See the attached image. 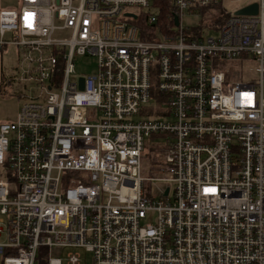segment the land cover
I'll use <instances>...</instances> for the list:
<instances>
[{
	"label": "built area",
	"instance_id": "1",
	"mask_svg": "<svg viewBox=\"0 0 264 264\" xmlns=\"http://www.w3.org/2000/svg\"><path fill=\"white\" fill-rule=\"evenodd\" d=\"M159 1L0 11V54L20 58L3 84L27 92L0 123V264H37L40 248L47 264H64L54 248L66 264L78 250L93 264H264V0L207 41L183 18L219 0H170L166 18ZM84 57L97 70L81 76ZM152 102L168 114L133 119ZM153 136L157 179L142 175Z\"/></svg>",
	"mask_w": 264,
	"mask_h": 264
},
{
	"label": "rangeland",
	"instance_id": "2",
	"mask_svg": "<svg viewBox=\"0 0 264 264\" xmlns=\"http://www.w3.org/2000/svg\"><path fill=\"white\" fill-rule=\"evenodd\" d=\"M220 4L206 10L198 11L197 15H191L186 12L183 18V27L186 31H193L196 28L203 27V39H217L220 37L221 30L218 28L217 23L224 17V14L234 13L235 11L244 8L251 4H258L260 0H219ZM20 0H0V11L14 10L19 8ZM19 52L15 47L6 48L0 54V123H15L17 121L20 110L24 104L21 96L27 93L21 86L12 83L5 86L3 81L12 78L17 68L19 67ZM251 68V67H250ZM97 61L93 58H78L76 60V71L79 75H87L96 72ZM255 69L253 68V72ZM249 72L247 79L257 80V76ZM169 108L161 107L152 102L143 107L140 115L135 116L133 119L136 121H144L153 118H163L168 114ZM160 141V142H158ZM165 142L159 140L157 136H153L146 141L145 154L142 175L145 178H162L161 174L157 171V160L160 157L159 151L164 148ZM162 188H171L170 184L161 183L158 185ZM155 216H150L146 224H153ZM82 264H93V255L83 250H78ZM70 252L68 249L54 248L52 256L63 260L66 264L67 254Z\"/></svg>",
	"mask_w": 264,
	"mask_h": 264
},
{
	"label": "trees",
	"instance_id": "3",
	"mask_svg": "<svg viewBox=\"0 0 264 264\" xmlns=\"http://www.w3.org/2000/svg\"><path fill=\"white\" fill-rule=\"evenodd\" d=\"M159 3L162 6V14H163V18L167 17V14L170 13L171 11V1L170 0H160ZM224 24V17H221V19L219 20V22L217 23V25L219 27H221ZM203 27H199L198 30H202ZM143 39H145L143 37ZM152 96L155 99V101H161V98L159 96L158 91L156 90L155 87H153L152 90ZM46 249L40 248L39 252H40V256L37 258V264H47V254H46Z\"/></svg>",
	"mask_w": 264,
	"mask_h": 264
},
{
	"label": "water",
	"instance_id": "4",
	"mask_svg": "<svg viewBox=\"0 0 264 264\" xmlns=\"http://www.w3.org/2000/svg\"><path fill=\"white\" fill-rule=\"evenodd\" d=\"M257 11H258V6H257V4H254L251 7L244 8L243 10L237 12V14H239V15H254L257 13ZM82 87H83V81H82Z\"/></svg>",
	"mask_w": 264,
	"mask_h": 264
}]
</instances>
